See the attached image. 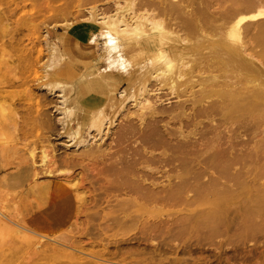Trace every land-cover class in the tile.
I'll return each mask as SVG.
<instances>
[{
	"label": "bare ground",
	"instance_id": "1",
	"mask_svg": "<svg viewBox=\"0 0 264 264\" xmlns=\"http://www.w3.org/2000/svg\"><path fill=\"white\" fill-rule=\"evenodd\" d=\"M98 2L44 32L39 80L16 78L0 232L56 263L182 264L103 241L162 205L189 207L195 191L227 189L229 166L212 159L237 163L246 134H225L222 122L264 123V0ZM215 38L223 43L206 51ZM60 140L75 149L60 153ZM209 170L214 181L200 182ZM149 224L144 235L157 232Z\"/></svg>",
	"mask_w": 264,
	"mask_h": 264
},
{
	"label": "rangeland",
	"instance_id": "2",
	"mask_svg": "<svg viewBox=\"0 0 264 264\" xmlns=\"http://www.w3.org/2000/svg\"><path fill=\"white\" fill-rule=\"evenodd\" d=\"M108 1L113 4V0ZM99 4L102 2L98 0H0V161L15 143L12 105L18 104L21 91L16 78L21 75L39 80L43 76L41 66L48 53L40 43L42 35L61 24L66 13L74 19L78 14L87 15V8ZM59 34H63V28H59ZM221 43L222 39H212L204 44V49L216 50ZM38 55H41L40 63L30 67ZM103 69L104 66L99 67L105 72ZM172 101L175 104L177 100ZM128 108L133 106L129 104ZM203 120L207 126L212 124L210 120ZM220 129L228 135L234 129L246 134L238 138L237 163L212 159L217 166H229L224 169L225 191L212 188L195 191L189 207L179 205L170 209L162 205L156 219L149 217L143 225L130 222L117 234L110 232L111 236L103 243H110L111 250L115 244L129 246L142 250L144 257L165 262L179 259L182 264H264V140L261 141V135L256 136L264 130V123L246 115L223 121ZM63 141L56 143L62 147L60 153H71L75 148ZM223 147L227 148V142ZM211 171L200 182L214 181L216 174ZM3 174L0 172V178ZM180 197L179 194L177 199ZM5 198L11 197L0 190L2 206L6 204ZM8 204L12 214L21 212L11 202ZM149 223H155L157 232L144 235L151 227ZM84 227L87 226L81 225L80 229ZM18 242L10 233L0 232V264H64L38 259Z\"/></svg>",
	"mask_w": 264,
	"mask_h": 264
}]
</instances>
